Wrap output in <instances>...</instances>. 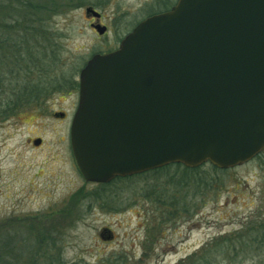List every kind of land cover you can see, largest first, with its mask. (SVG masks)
<instances>
[{"label": "rangeland", "instance_id": "1", "mask_svg": "<svg viewBox=\"0 0 264 264\" xmlns=\"http://www.w3.org/2000/svg\"><path fill=\"white\" fill-rule=\"evenodd\" d=\"M38 1L48 6L52 0ZM54 1L56 15L27 11L25 22L42 27L38 37L54 38L48 53L61 61L56 73L71 78L93 54L114 50L166 0ZM89 7L103 15L97 21L109 27L107 34L90 30ZM3 16L6 33L0 38L39 39L28 33L35 29H16L9 12ZM10 49L0 48V55ZM67 89L16 114L0 112L10 116L0 117V236L20 235L15 264H191L205 254L211 262L228 264L222 260L231 241L243 254L241 264H264V239L249 245L252 233L264 232V153L226 172L185 175L171 168L103 192L74 170L70 122L54 116L71 111Z\"/></svg>", "mask_w": 264, "mask_h": 264}, {"label": "water", "instance_id": "2", "mask_svg": "<svg viewBox=\"0 0 264 264\" xmlns=\"http://www.w3.org/2000/svg\"><path fill=\"white\" fill-rule=\"evenodd\" d=\"M79 81L70 133L86 182L243 166L264 153V0H178L94 55Z\"/></svg>", "mask_w": 264, "mask_h": 264}, {"label": "trees", "instance_id": "3", "mask_svg": "<svg viewBox=\"0 0 264 264\" xmlns=\"http://www.w3.org/2000/svg\"><path fill=\"white\" fill-rule=\"evenodd\" d=\"M34 1L36 0H0V32L4 35L6 33L3 30L5 27L2 25V22H5L7 19L4 18L3 14L9 12L13 25H18L15 27L16 29H19V31L21 29L26 30L27 28L35 29L28 31V33H31L32 37H38L36 34L40 33L42 27L36 26L33 22L26 24L27 22L25 21H27V19L24 13L30 11L31 16H37L38 13L46 11L56 15L57 11L60 9L57 10L58 4L54 0L49 1L48 6H43L39 1ZM170 2V0H166L164 3H160L156 13L168 11L173 5ZM37 24H41V22H37ZM8 35H10L9 38L7 36L6 39L0 38V48L3 49V47H7V49L11 48L10 50H12L6 54L2 53V56L0 55V112L2 114L7 111H13L16 114L21 107H30L34 104L40 105L43 102L42 99L44 100L50 97L53 93H61L66 87L74 84L75 76L78 73L77 71L76 74H74V72L73 75H71V78L59 76L56 73L59 62L61 61L55 53H52V56L48 53V49H51V47L55 45L53 37H46L44 35L43 39L39 36V39L34 40H24L21 38V40L19 39L20 43L16 37H13L11 34ZM23 51L24 53H21ZM17 53H21L24 58L18 57ZM21 79L24 80L25 85L22 84ZM5 80L8 86H5ZM4 95L5 98H3ZM0 117L1 119L2 117H4L3 119H8L10 116L0 114ZM261 155L257 158H261ZM171 168L181 169L185 175L192 173L196 175L195 173L199 174L200 172L209 171L213 173L226 172V170H219L210 164L196 169H189L179 164H173L142 175L160 174ZM140 176L141 174L132 177L117 178L108 184H101L98 186L101 188V191L106 192V189L109 187ZM11 238L12 239H9V237L4 236V234L0 236V264H15L17 258H19L13 248L18 247L17 240L20 238V235L11 236ZM262 238L264 239V232L258 236L252 233L249 245L251 243H257L258 239ZM230 246L228 252L225 253L226 258L222 261H228V264L243 263L244 259L238 260L243 254L236 252L238 250L236 248L237 245L231 241ZM207 256V254L203 256H194L196 259L192 258V260H194L191 264H217V262H211V260L206 258ZM248 256H250V254H248ZM219 262H221V260H218V264ZM259 262L261 263L262 260L260 259Z\"/></svg>", "mask_w": 264, "mask_h": 264}, {"label": "flooded vegetation", "instance_id": "4", "mask_svg": "<svg viewBox=\"0 0 264 264\" xmlns=\"http://www.w3.org/2000/svg\"><path fill=\"white\" fill-rule=\"evenodd\" d=\"M177 1L178 0H176V2H174V4L170 7V9L177 3ZM157 14V13H156ZM154 15V14H153ZM102 18H103V15H102V17H101V20H102ZM140 23V22H139ZM138 23V24H139ZM101 25V26H104V27H106L107 29H106V32H105V34H107L108 33V26L106 25V24H104V23H102L101 21L100 22H98L95 18H93V17H89V19H88V26H89V28H90V30L92 31V32H94V33H96L97 34V30L95 29V26H97V25ZM137 24V25H138ZM136 25V26H137ZM134 29V28H133ZM132 29V30H133ZM131 30V31H132ZM125 37V36H124ZM124 37L123 38H121L120 40H119V42H118V46L114 49V50H110V51H108V52H112V51H115L118 47H119V45L121 44V41L124 39ZM107 52V53H108ZM97 54V53H96ZM96 54H93L85 63H84V65H83V67L78 71V73H77V75H76V78L74 79V84L73 85H69L67 88V90H66V94H68V97H70L71 98V111L70 112H56V113H54V116H56V117H58L60 120H62V121H66V120H68V122H70V125H72V122H73V120H74V117H75V114H76V111H77V108H78V105H79V100H80V81H79V77H80V72H81V70L86 66V64H87V62L94 56V55H96ZM60 114H63L64 115V117H61V116H58V115H60ZM67 141H68V149H69V154H70V159H71V162H72V165H73V167H74V170L79 174V176H80V178L87 184V185H92V186H94L95 188H97V185H99V184H97V183H89V182H86V180L84 179V177L82 176V174L80 173V171H79V169H78V167H77V164H76V161H75V158H74V154H73V150H72V142H71V133L69 132V134H68V138H67ZM42 146H43V143H42V145L40 146V147H38V148H36V149H41L42 148ZM93 192H95V193H97L96 192V190H93Z\"/></svg>", "mask_w": 264, "mask_h": 264}]
</instances>
